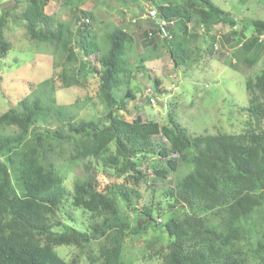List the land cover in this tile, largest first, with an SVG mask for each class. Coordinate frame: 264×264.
<instances>
[{"label":"trees","instance_id":"1","mask_svg":"<svg viewBox=\"0 0 264 264\" xmlns=\"http://www.w3.org/2000/svg\"><path fill=\"white\" fill-rule=\"evenodd\" d=\"M81 1L63 0L74 28L43 12L48 0H26L15 18L22 21L30 41L53 46L61 60L65 56L57 75L63 88L83 87L80 78L86 77V70L97 76V94L105 113L98 120H74L53 105V85L45 79L37 95L23 97L17 109L0 115V129L14 128L10 133L0 131V264H78L82 259L87 264H132L122 260L124 237L155 223L147 207L142 209L144 222L139 227L130 226L128 217L139 197L136 188L146 180L137 163L152 154L165 164L154 170L155 177L166 180L172 175L173 179L167 191L172 202L169 211H173L163 223L168 251L162 264H264V131L190 136L172 114L162 126L143 123L138 115L124 121L118 111L135 99L130 89L135 71L126 57L134 39L110 22L104 24V33H97V16L81 10ZM146 1L156 9L149 17L151 29L142 32L144 45L159 36L169 42L177 36L189 38L187 25L194 20L206 33L228 25L223 40L238 47L249 64L256 59L254 53L248 54L259 46L258 39L246 38L247 24L233 30L237 21L210 0ZM11 19V10L0 11V59L10 50L4 31ZM175 21L179 35L175 28L168 29ZM160 22L168 25L167 31L160 32ZM252 28L264 30V22L255 20ZM98 34L106 49L96 45ZM73 45L84 58L79 68L73 65L78 61ZM169 46L175 64L174 46ZM253 85L245 83L251 93L245 110L250 122H259L264 118V71ZM123 87L126 92L121 96ZM159 134L168 147L152 140ZM65 145L69 164L89 159L83 164L84 177L75 181L71 191L64 187L55 165L64 156ZM92 159L99 163L93 164ZM99 166L113 170L118 184L99 189L95 177ZM76 213L87 216L88 222L77 223ZM56 247L74 248L77 253L66 260Z\"/></svg>","mask_w":264,"mask_h":264},{"label":"rangeland","instance_id":"2","mask_svg":"<svg viewBox=\"0 0 264 264\" xmlns=\"http://www.w3.org/2000/svg\"><path fill=\"white\" fill-rule=\"evenodd\" d=\"M99 1L102 2L101 5ZM131 1L104 0L103 3V0H82L80 3L81 10L96 14L97 33L99 30L104 33V24L110 22L113 26L131 33L134 39L126 57L129 66L135 71L130 85L135 99L118 111L120 118L131 122L138 115L143 123L155 122L162 126L167 122L168 115L172 114L190 136L219 133L238 135L250 129L264 131V118L259 122L255 119L250 122V116L245 110L251 100V93L246 90L245 83L249 81L255 88V78L264 71V48L260 47L264 42H259L264 30L252 28L255 20L264 22V0H210L237 21V26L232 27L233 30L243 27L245 22L246 38L250 35L258 38L259 46L252 48L248 54H255L256 59L252 64L243 59V52H239L238 47L232 48L223 40V36L230 31L228 25L215 26L206 33L202 27H196L192 20L187 25L191 37L177 36V39L169 42L171 39L164 41L159 36L151 44L144 45L141 40L142 32L151 29L152 20L148 16L156 8L151 7L146 0ZM124 3L127 5L123 6ZM25 4L26 0H18L16 3L14 0H0V11L11 10L14 19L19 18ZM43 12L65 24L73 25L75 22L63 0H48ZM14 19L8 22L4 31V39L9 42L10 50L0 59V115L9 108L17 109L18 102L23 97L37 95L42 89V81L48 79L53 85L51 97L55 107L63 108L76 121L102 118L105 109L97 94V76L88 74L86 70V77L80 78L83 87L63 88L57 75L62 69V63L66 62L65 56L61 60L53 46L30 41L22 28V21ZM175 23L176 21L171 26L167 25L168 29L175 28ZM136 24L138 27H134ZM74 26L75 24L72 28ZM165 30L167 31L166 28ZM160 32H163L161 27ZM177 33L181 34L179 31ZM97 37L99 40L96 39V45L106 49L103 38L99 34ZM170 43L174 46L175 64L168 53L171 49ZM73 47L78 58L73 65L79 68L84 58L77 46ZM125 92L123 87L119 94L122 96ZM2 128L0 131L3 133L14 130L13 127ZM152 140L157 145L168 147V141L160 134L153 136ZM63 148L64 156L55 165L58 174L63 178L64 187L71 191L75 181L84 177L83 164L89 159L78 164H69L66 159L69 149L66 145ZM91 161L93 164L99 163L95 159ZM164 165V160H160L155 154L148 155L146 160L137 163V167L144 170L146 180L136 188L139 197L135 199L134 210L128 211L130 226L139 227L144 222L142 209L145 207L151 208L152 219L156 224L151 222L144 232H132L124 237L123 262L162 264V256L168 251L163 223L173 211H169L168 205L172 202L167 193L172 188L173 179L170 175L166 180H161L153 173ZM99 167L95 174L99 189H104L109 184H118L113 170ZM129 188H133V185L130 184ZM119 204L123 208L124 202L120 200ZM67 208L70 210L68 206ZM75 221L83 224L88 222L87 216H78V213ZM256 239L253 238L252 241ZM93 247L97 248V244ZM55 251L66 260H70L77 253L76 249L65 247H56ZM157 252L160 255H155ZM78 264L87 262L82 259Z\"/></svg>","mask_w":264,"mask_h":264},{"label":"clouds","instance_id":"3","mask_svg":"<svg viewBox=\"0 0 264 264\" xmlns=\"http://www.w3.org/2000/svg\"><path fill=\"white\" fill-rule=\"evenodd\" d=\"M148 17H153V11L150 12V15ZM163 23V24H162ZM160 27L161 29H163L164 27H166V23L165 22H160ZM263 33V32H262ZM258 39V38H257ZM259 42H261L259 40ZM264 44V43H263Z\"/></svg>","mask_w":264,"mask_h":264},{"label":"built area","instance_id":"4","mask_svg":"<svg viewBox=\"0 0 264 264\" xmlns=\"http://www.w3.org/2000/svg\"><path fill=\"white\" fill-rule=\"evenodd\" d=\"M163 24V23H162ZM162 31H163V29H162ZM259 40L261 41V42H264V32H263V34L259 37Z\"/></svg>","mask_w":264,"mask_h":264}]
</instances>
